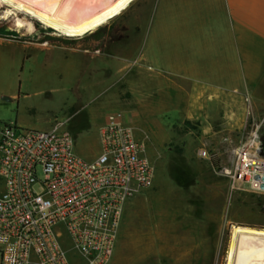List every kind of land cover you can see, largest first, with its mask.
Masks as SVG:
<instances>
[{"label": "rangeland", "instance_id": "374dc122", "mask_svg": "<svg viewBox=\"0 0 264 264\" xmlns=\"http://www.w3.org/2000/svg\"><path fill=\"white\" fill-rule=\"evenodd\" d=\"M203 3L135 0L122 14L93 31L95 35L89 36L90 32L77 38L61 36L39 22L28 32L15 24L13 15L2 18L5 7H0V120L38 130L63 122L73 135L74 151L86 159L94 158L99 125L108 112L121 105L111 99L119 88L107 89L120 74L115 73L105 89L92 85L93 79L102 76L107 80L108 70L113 73L124 64L129 69L139 66L130 60L142 52L152 59L159 14L169 17L185 13L199 18ZM195 25L200 24H191ZM168 28L165 25L166 32ZM47 33L64 37V44L55 46L52 53L24 45L50 42ZM99 48L111 52L108 63L85 52ZM155 69L149 73L154 74ZM156 91L153 97L167 99L164 83ZM245 105L248 119L244 136L240 142L229 144L220 141L223 136L211 140L201 137L194 123H176L178 113L166 109L167 103H156L151 114L144 104L141 108L131 104V108L148 114L144 119L149 122L150 118L152 126L164 125L165 135L148 136L153 183L126 200L109 264H224L232 225L264 228V195L232 187L226 174L235 163L232 149L245 140L252 124L249 103ZM253 118L260 121L258 135L263 142L264 105H256ZM153 139L156 142L152 143ZM202 146L210 159L198 156ZM167 250L169 256L159 254Z\"/></svg>", "mask_w": 264, "mask_h": 264}, {"label": "built area", "instance_id": "2783aa9c", "mask_svg": "<svg viewBox=\"0 0 264 264\" xmlns=\"http://www.w3.org/2000/svg\"><path fill=\"white\" fill-rule=\"evenodd\" d=\"M139 131L108 112L99 152L86 159L63 122L38 130L0 120V264H109L126 200L153 183ZM258 131L252 122L226 174L232 187L264 195ZM197 154L210 159L205 146Z\"/></svg>", "mask_w": 264, "mask_h": 264}, {"label": "crops", "instance_id": "0c3cea01", "mask_svg": "<svg viewBox=\"0 0 264 264\" xmlns=\"http://www.w3.org/2000/svg\"><path fill=\"white\" fill-rule=\"evenodd\" d=\"M202 1V17L199 18L185 13L169 17L159 14L157 30L152 38V59L142 52L130 60L131 63L138 62L139 66L129 69L124 64L113 73L108 70L107 80L98 76L92 85L104 86L105 89V83L113 79L115 73L120 74L107 87L119 88L111 99L121 108L113 111H120L125 122L148 136L165 135V127L159 123L152 126L150 118L147 122L148 118L144 119L147 113L131 108L134 102L139 107L144 104L150 114L156 109V103H167L166 109L171 108L178 113L176 123L180 120L194 123L201 137L211 140L223 136L220 141L229 144L240 142L248 119L246 102L249 103L252 122L256 124L260 123L253 118L256 105H264V0ZM194 22L200 24L199 27L191 26ZM165 25L169 27L167 32ZM47 34L50 42L24 45L52 53L55 46L64 44V37L56 33ZM92 34L95 32L88 35ZM58 37L62 39L58 40ZM85 52L91 58H101L106 63L112 55L100 48L92 53ZM154 68L156 72L149 73ZM162 83L168 88L167 99L153 97ZM144 122L147 126H143ZM175 125L171 126L172 132ZM168 127L170 130V125ZM96 134L99 152V128ZM169 253L167 250L159 254L169 256Z\"/></svg>", "mask_w": 264, "mask_h": 264}, {"label": "bare ground", "instance_id": "6f19581e", "mask_svg": "<svg viewBox=\"0 0 264 264\" xmlns=\"http://www.w3.org/2000/svg\"><path fill=\"white\" fill-rule=\"evenodd\" d=\"M135 0H0L2 18L35 30V22L64 37L96 31L122 14ZM224 264H264V228L232 225Z\"/></svg>", "mask_w": 264, "mask_h": 264}, {"label": "water", "instance_id": "95a60500", "mask_svg": "<svg viewBox=\"0 0 264 264\" xmlns=\"http://www.w3.org/2000/svg\"><path fill=\"white\" fill-rule=\"evenodd\" d=\"M260 153H261V151H260ZM258 178H259V175L256 174V175L254 176V179H258ZM262 180L264 181V176L262 177ZM260 187H261V188H264V182L261 183ZM253 227H254V226H253Z\"/></svg>", "mask_w": 264, "mask_h": 264}, {"label": "flooded vegetation", "instance_id": "af4514ba", "mask_svg": "<svg viewBox=\"0 0 264 264\" xmlns=\"http://www.w3.org/2000/svg\"><path fill=\"white\" fill-rule=\"evenodd\" d=\"M262 152H264V141L262 142Z\"/></svg>", "mask_w": 264, "mask_h": 264}]
</instances>
